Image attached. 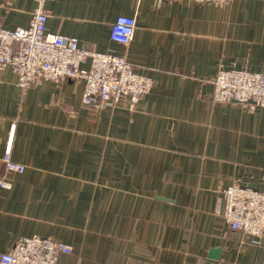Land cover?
Segmentation results:
<instances>
[{
    "label": "crops",
    "instance_id": "crops-1",
    "mask_svg": "<svg viewBox=\"0 0 264 264\" xmlns=\"http://www.w3.org/2000/svg\"><path fill=\"white\" fill-rule=\"evenodd\" d=\"M34 0H0V25L27 27ZM47 30L123 53L153 85L133 110L81 102L83 80L21 88L0 72V253L21 237L64 242L56 264H264V230H232L222 190H264V106L212 99L219 63L264 73V0H47ZM118 15L135 19L127 46ZM87 66V64H84ZM8 171L4 155L11 125Z\"/></svg>",
    "mask_w": 264,
    "mask_h": 264
},
{
    "label": "built area",
    "instance_id": "built-area-1",
    "mask_svg": "<svg viewBox=\"0 0 264 264\" xmlns=\"http://www.w3.org/2000/svg\"><path fill=\"white\" fill-rule=\"evenodd\" d=\"M34 1L27 27L7 29L0 25V72L10 68L21 88L44 80L79 78L83 80L82 103L89 106L123 103L127 109H135L152 88L153 78L136 72L123 53L91 50L81 46L75 36L48 31L47 0ZM194 1L226 4L231 0ZM134 27V17L118 15L110 26L109 37L127 46ZM212 99L249 107L264 106V73L219 63ZM12 134L13 124L2 159L8 171L22 172L24 165L9 157ZM0 187H9L3 177H0ZM220 202V214L230 229L253 236L263 232L264 190L249 182L232 183L222 190ZM60 253H72V247L49 237H21L10 250L0 253V264H56Z\"/></svg>",
    "mask_w": 264,
    "mask_h": 264
},
{
    "label": "water",
    "instance_id": "water-1",
    "mask_svg": "<svg viewBox=\"0 0 264 264\" xmlns=\"http://www.w3.org/2000/svg\"><path fill=\"white\" fill-rule=\"evenodd\" d=\"M218 257H219V249L218 248L211 249L207 254L205 264H216L214 261L218 260Z\"/></svg>",
    "mask_w": 264,
    "mask_h": 264
}]
</instances>
